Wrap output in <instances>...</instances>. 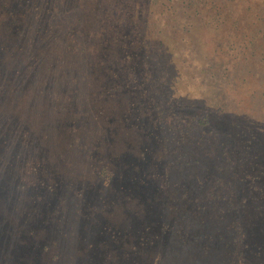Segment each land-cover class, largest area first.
Wrapping results in <instances>:
<instances>
[{
    "label": "rangeland",
    "instance_id": "obj_1",
    "mask_svg": "<svg viewBox=\"0 0 264 264\" xmlns=\"http://www.w3.org/2000/svg\"><path fill=\"white\" fill-rule=\"evenodd\" d=\"M263 88L264 0H0V264L250 263L194 212Z\"/></svg>",
    "mask_w": 264,
    "mask_h": 264
},
{
    "label": "trees",
    "instance_id": "obj_2",
    "mask_svg": "<svg viewBox=\"0 0 264 264\" xmlns=\"http://www.w3.org/2000/svg\"><path fill=\"white\" fill-rule=\"evenodd\" d=\"M234 84L233 81L232 85ZM235 85L236 89L240 86L237 83ZM252 97H257L256 91L253 92ZM256 137L252 133L248 140L243 141L244 136L241 135L240 139L246 144L249 154L246 153L244 159H239L237 167L240 175L250 174L244 169L247 162L246 167L254 172H259L263 179L258 176L250 177L251 174L243 178H239L240 175L224 174L225 176L222 178L219 177L216 170L223 172L224 167H222L223 169L221 166L212 167V171L216 175L208 177L207 184L202 185L201 191H203L198 197L200 199L198 208L196 211L194 210L195 214L209 213L208 217L213 222L211 223L210 238H215L219 246L225 245L228 256L230 254L229 246L232 247V245L233 254L238 255L240 252L243 255H251V262L245 264H256L254 256H260L263 252L261 244L255 245L257 249H251L252 254L246 249L250 242L256 243L255 241L258 240L254 239L258 235L256 234L257 229L264 232V148L257 150L256 142L258 141H256ZM232 140L235 146L237 142L239 143L236 138ZM235 146V152H238ZM247 159L250 160L247 161ZM241 170L243 171L241 172ZM255 178L257 179L256 182Z\"/></svg>",
    "mask_w": 264,
    "mask_h": 264
}]
</instances>
